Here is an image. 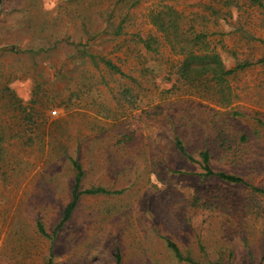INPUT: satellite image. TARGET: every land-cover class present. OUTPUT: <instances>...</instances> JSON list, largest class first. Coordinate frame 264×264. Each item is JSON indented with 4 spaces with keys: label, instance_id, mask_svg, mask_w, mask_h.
Wrapping results in <instances>:
<instances>
[{
    "label": "rangeland",
    "instance_id": "374dc122",
    "mask_svg": "<svg viewBox=\"0 0 264 264\" xmlns=\"http://www.w3.org/2000/svg\"><path fill=\"white\" fill-rule=\"evenodd\" d=\"M168 8L188 34L208 31L227 69L248 62L228 77V105L178 79L182 57L151 21ZM147 35L160 39L158 52L139 41ZM175 135L209 141L215 170L249 185L202 176ZM74 160L80 190L107 192L81 194L61 225ZM168 240L193 262L177 259ZM117 252L121 264H264L260 6L0 0V264H117Z\"/></svg>",
    "mask_w": 264,
    "mask_h": 264
},
{
    "label": "trees",
    "instance_id": "16d2710c",
    "mask_svg": "<svg viewBox=\"0 0 264 264\" xmlns=\"http://www.w3.org/2000/svg\"><path fill=\"white\" fill-rule=\"evenodd\" d=\"M248 1L263 9L264 22L263 0ZM151 21L157 28V31L162 34L165 42L169 44L173 53L182 57L176 66L178 79L191 89H194L197 94L207 96L216 103L228 105L232 99L228 77L235 73L236 70L245 67V64H248V62H241L234 68L227 69L220 54L210 48L206 40L208 31L202 27L200 30H194V32L188 34V32L181 27V15L173 8H168L167 10L161 9L153 12L151 14ZM123 30L124 27L122 24H119L114 27L112 34L115 36L121 35ZM139 41L143 43L147 50L153 52L159 51L161 41L158 37L147 35L143 38L139 36ZM105 63L109 68L117 72L120 71L111 61L106 60ZM222 121L223 123L220 129H223L224 124L230 122V119L223 118ZM222 134L224 133H220V135ZM241 138L242 140H245L246 136L242 135ZM193 141H185L184 137L180 135H175L173 138L175 148L181 156L190 162L197 163L202 170V176H215L228 183L249 185L239 174L215 170L211 162L212 149L209 145V141L205 140V145H199V141ZM226 141V136L220 138V143L222 145H224ZM73 166L76 170V174L72 188V199L64 209L61 225L71 217L81 194L107 192L103 187H93L91 189L80 190L83 171L81 165L76 160L73 161ZM256 189L258 190V188ZM39 227L40 231L46 234L43 228L41 226ZM168 246L172 249L177 259L193 262L191 258L184 257L177 245L171 240H168ZM115 259L117 264H121V256L119 252L115 254ZM47 264H50V262Z\"/></svg>",
    "mask_w": 264,
    "mask_h": 264
}]
</instances>
